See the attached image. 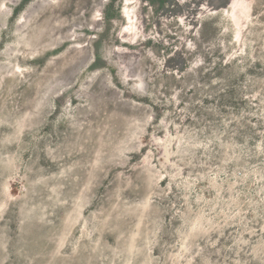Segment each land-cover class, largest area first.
Instances as JSON below:
<instances>
[{
	"label": "rangeland",
	"instance_id": "374dc122",
	"mask_svg": "<svg viewBox=\"0 0 264 264\" xmlns=\"http://www.w3.org/2000/svg\"><path fill=\"white\" fill-rule=\"evenodd\" d=\"M0 264H264V0H0Z\"/></svg>",
	"mask_w": 264,
	"mask_h": 264
},
{
	"label": "bare ground",
	"instance_id": "6f19581e",
	"mask_svg": "<svg viewBox=\"0 0 264 264\" xmlns=\"http://www.w3.org/2000/svg\"><path fill=\"white\" fill-rule=\"evenodd\" d=\"M126 15H127V13H126ZM127 16H128V15H127ZM127 27L129 28L130 26H127ZM126 31H127V32H131L130 29H129V30L126 29Z\"/></svg>",
	"mask_w": 264,
	"mask_h": 264
}]
</instances>
